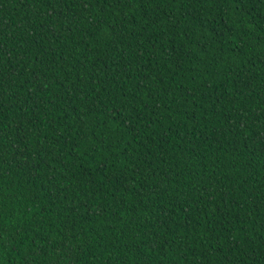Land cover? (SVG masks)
<instances>
[{
    "label": "trees",
    "instance_id": "obj_1",
    "mask_svg": "<svg viewBox=\"0 0 264 264\" xmlns=\"http://www.w3.org/2000/svg\"><path fill=\"white\" fill-rule=\"evenodd\" d=\"M0 264H264V0H0Z\"/></svg>",
    "mask_w": 264,
    "mask_h": 264
}]
</instances>
